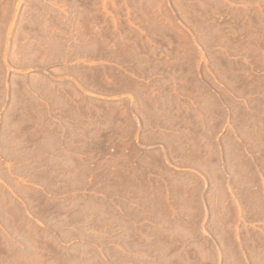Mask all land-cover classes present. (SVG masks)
<instances>
[{
  "label": "rangeland",
  "instance_id": "374dc122",
  "mask_svg": "<svg viewBox=\"0 0 264 264\" xmlns=\"http://www.w3.org/2000/svg\"><path fill=\"white\" fill-rule=\"evenodd\" d=\"M0 264H264V0H0Z\"/></svg>",
  "mask_w": 264,
  "mask_h": 264
}]
</instances>
